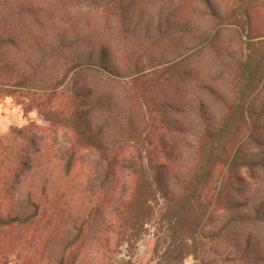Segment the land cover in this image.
Here are the masks:
<instances>
[{"label": "trees", "instance_id": "trees-1", "mask_svg": "<svg viewBox=\"0 0 264 264\" xmlns=\"http://www.w3.org/2000/svg\"><path fill=\"white\" fill-rule=\"evenodd\" d=\"M0 83L95 199L63 216L44 133L0 139V264H134L145 224L163 264H264V0H0Z\"/></svg>", "mask_w": 264, "mask_h": 264}, {"label": "rangeland", "instance_id": "rangeland-1", "mask_svg": "<svg viewBox=\"0 0 264 264\" xmlns=\"http://www.w3.org/2000/svg\"><path fill=\"white\" fill-rule=\"evenodd\" d=\"M18 88L0 83V139L15 153L21 146V140L16 135L19 128L36 130L44 133V147L42 153L36 158V169L39 172L32 182L40 186L44 183L46 197L59 208H64L70 217L82 216L89 209L95 199L85 190L84 182L87 177L85 166L76 163L73 168L64 174L58 171L57 161L54 158V149L58 141L62 140L63 129L52 131L47 122L38 114L35 107H28L30 97L37 95L38 90L31 89L23 95ZM34 93V94H33ZM50 151V152H48ZM48 156V157H46ZM34 170V169H33ZM33 170L31 172H33ZM30 180V179H29ZM27 179L24 187H28ZM40 192V191H39ZM152 228L145 224L144 230L135 241L132 261L138 257L134 264H163L161 259L162 249L155 250L152 240ZM127 243L119 244L114 259L110 264H123L122 258L127 259ZM162 262V263H161ZM197 259L187 256L181 264H196Z\"/></svg>", "mask_w": 264, "mask_h": 264}, {"label": "water", "instance_id": "water-1", "mask_svg": "<svg viewBox=\"0 0 264 264\" xmlns=\"http://www.w3.org/2000/svg\"><path fill=\"white\" fill-rule=\"evenodd\" d=\"M174 61H176V60H174Z\"/></svg>", "mask_w": 264, "mask_h": 264}]
</instances>
